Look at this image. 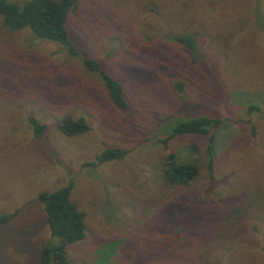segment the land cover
<instances>
[{
  "label": "rangeland",
  "instance_id": "obj_1",
  "mask_svg": "<svg viewBox=\"0 0 264 264\" xmlns=\"http://www.w3.org/2000/svg\"><path fill=\"white\" fill-rule=\"evenodd\" d=\"M67 27L127 107L62 45L0 17V217L13 215L0 224V264H39L57 244L38 195L70 184L85 223L70 264H264V114L247 110L264 109V0H76ZM180 34L194 36L197 60ZM198 116L222 122L213 180L208 135L168 138ZM64 118L89 130L65 136ZM106 148L129 152L85 165ZM170 154L198 165L190 186L164 185Z\"/></svg>",
  "mask_w": 264,
  "mask_h": 264
},
{
  "label": "trees",
  "instance_id": "obj_2",
  "mask_svg": "<svg viewBox=\"0 0 264 264\" xmlns=\"http://www.w3.org/2000/svg\"><path fill=\"white\" fill-rule=\"evenodd\" d=\"M76 0H25L23 3L0 0V17L2 25L10 31L30 30L33 35L41 40L56 42L74 58L81 60L84 68L89 73L98 75L107 91V97L119 110H125L127 102L123 97V88L120 83L110 77L101 67V64L87 58L71 41L67 23L70 13L74 10ZM173 40L185 47L192 57L197 60L198 49L195 38L191 34L176 35ZM177 89L181 91V86ZM248 112L263 113L264 109L257 105H249ZM35 137L39 138L45 131V126L31 118ZM222 124L218 118L198 116L192 119L177 120L175 125L168 130V138L182 135H208L207 169L210 180H213L214 160L213 141L211 131L217 130ZM59 131L65 136H77L89 130L84 119L73 120L64 118L59 122ZM166 144V141H163ZM129 151L118 148H106L95 162L86 163V166H97L111 160L122 159ZM198 165L183 162L174 154L168 155L163 164L164 185L185 188L191 185L198 176ZM72 185L38 195L39 202L47 217L48 228L52 238L58 240L56 245L45 246L39 257V264H70L66 249L69 245L79 242L85 237L84 214L70 201ZM13 218V215L0 217V224Z\"/></svg>",
  "mask_w": 264,
  "mask_h": 264
}]
</instances>
